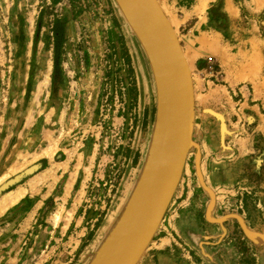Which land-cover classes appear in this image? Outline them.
<instances>
[{"label":"rangeland","instance_id":"rangeland-1","mask_svg":"<svg viewBox=\"0 0 264 264\" xmlns=\"http://www.w3.org/2000/svg\"><path fill=\"white\" fill-rule=\"evenodd\" d=\"M154 1L193 106L181 174L135 264H264V75L249 68L264 61V0ZM163 127L126 0H0V264H102Z\"/></svg>","mask_w":264,"mask_h":264},{"label":"water","instance_id":"water-1","mask_svg":"<svg viewBox=\"0 0 264 264\" xmlns=\"http://www.w3.org/2000/svg\"><path fill=\"white\" fill-rule=\"evenodd\" d=\"M145 34L164 90L161 143L138 205L102 264H135L173 194L191 121L190 77L165 17L154 0H127Z\"/></svg>","mask_w":264,"mask_h":264},{"label":"crops","instance_id":"crops-1","mask_svg":"<svg viewBox=\"0 0 264 264\" xmlns=\"http://www.w3.org/2000/svg\"><path fill=\"white\" fill-rule=\"evenodd\" d=\"M257 42H262V40H257ZM264 42V41H263ZM260 46V43H259V45L257 46V51L259 52L260 51V49L263 47V46H261V47H259ZM250 54V53H249ZM259 55H260V53H259ZM264 61H261L260 63H256V64H254V65H251L249 68L250 69H252V73H254L255 75H256V77H255V79H260L259 78V76L261 75V78H262V76L264 75ZM261 66V67H260ZM263 66V67H262ZM248 68V69H249ZM122 216V215H121ZM106 245H107V243H105ZM103 245L102 247H100V251L99 252H101V253H104V251L106 250V245ZM89 252H90V250H89ZM89 257H90V255H89ZM97 259V260H96ZM99 259L100 258H96V256L94 255V256H92L91 257V260H90V262H88V263H85L84 262V260H85V254L84 255H82V257H80L76 262H75V264H100L98 261H99ZM71 263H72V260L70 261Z\"/></svg>","mask_w":264,"mask_h":264},{"label":"bare ground","instance_id":"bare-ground-1","mask_svg":"<svg viewBox=\"0 0 264 264\" xmlns=\"http://www.w3.org/2000/svg\"><path fill=\"white\" fill-rule=\"evenodd\" d=\"M126 2H127V0H126ZM128 3V2H127ZM129 5V4H128ZM130 6V5H129ZM131 8V7H130ZM158 8H160V7H158ZM131 10H132V8H131ZM160 10V9H159ZM133 11V10H132ZM161 11V10H160ZM162 13V12H161ZM135 14V13H134ZM164 16V15H163ZM166 19V18H165ZM167 21V20H166ZM168 23V22H167ZM168 25H169V23H168ZM170 27V26H169ZM171 28V27H170ZM171 31H172V29H171ZM142 32H143V30H142ZM143 34H144V32H143ZM172 34H173V32H172ZM144 37H145V34H144ZM173 37H174V35H173ZM174 39H175V37H174ZM145 40H146V37H145ZM175 41H176V43H177V40L175 39ZM146 42H147V40H146ZM147 45H148V43H147ZM177 46H178V44H177ZM148 48H149V46H148ZM178 51H179V47H178ZM149 52H150V49H149ZM180 52V51H179ZM150 55H151V53H150ZM180 55H181V53H180ZM151 57H152V55H151ZM182 57V56H181ZM183 58V57H182ZM152 59H153V57H152ZM184 60V59H183ZM155 62V61H154ZM185 62V61H184ZM185 66H186V63H185ZM186 68H187V66H186ZM158 70V69H157ZM187 71H188V69H187ZM188 74H189V72H188ZM190 77V76H189ZM190 83H191V80H190ZM191 95H192V86H191ZM193 100V99H192ZM192 106H193V101H192ZM192 109V108H191ZM207 111V113L209 114V115H214L213 114V112L211 111V110H206ZM191 118H192V110H191ZM190 126H191V121H190ZM189 135H190V127H189V134H188V140H189ZM187 143H188V141H187ZM186 149H187V144H186ZM185 155H186V152H185ZM184 158H185V156H184ZM182 166H183V164H182ZM181 174V173H180ZM180 176V175H179ZM178 181V180H177Z\"/></svg>","mask_w":264,"mask_h":264},{"label":"trees","instance_id":"trees-1","mask_svg":"<svg viewBox=\"0 0 264 264\" xmlns=\"http://www.w3.org/2000/svg\"><path fill=\"white\" fill-rule=\"evenodd\" d=\"M60 26H61L60 23L56 24V26H55V33H56L57 39L59 38V33H58L57 29L60 28Z\"/></svg>","mask_w":264,"mask_h":264}]
</instances>
